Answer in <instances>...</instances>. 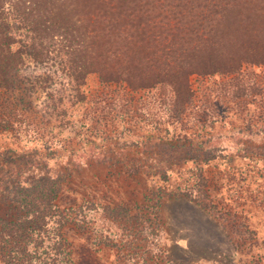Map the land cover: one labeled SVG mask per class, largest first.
<instances>
[{
	"label": "rangeland",
	"instance_id": "rangeland-1",
	"mask_svg": "<svg viewBox=\"0 0 264 264\" xmlns=\"http://www.w3.org/2000/svg\"><path fill=\"white\" fill-rule=\"evenodd\" d=\"M204 1L113 0L114 9L103 0L41 5L56 15L57 27L65 25L91 47L69 54L83 65L70 76L56 31L54 39L30 40L24 30L15 35L26 46H13L23 62L0 89V117L7 105L39 113L57 108L71 117L0 126L1 215L16 211L11 187L58 176L62 207L115 201L138 217L115 224L87 208L92 233L74 226L66 232L78 264H264V58H258L264 56V0ZM200 14L218 19L222 46L206 59L227 72L191 74L193 105L181 119L170 118L165 86L129 93L125 83L112 90L100 83L97 71L118 58L165 63L176 26H194ZM184 31L180 37L192 44L195 30ZM32 43L36 59L28 54ZM96 117L105 130L92 134ZM192 187L211 201V211L181 195Z\"/></svg>",
	"mask_w": 264,
	"mask_h": 264
},
{
	"label": "trees",
	"instance_id": "trees-1",
	"mask_svg": "<svg viewBox=\"0 0 264 264\" xmlns=\"http://www.w3.org/2000/svg\"><path fill=\"white\" fill-rule=\"evenodd\" d=\"M55 1L0 0V89L10 86L18 70V65L23 62L22 56L15 54L18 53L19 49L15 50L13 47L17 43L21 47L26 46L25 38L19 39L15 36L16 34L19 36L20 30L26 31L27 38L30 40H34L37 37L40 40L44 38L54 39L56 31L62 36L64 44L60 43L57 45L58 47H55H57L56 50L62 56V60L65 59L66 55L68 56L70 65L65 64L68 74L71 76L72 70L79 72L77 70L83 67L79 60L75 59V56L72 57L69 54L77 50L85 53L91 47V44L87 46L83 39L72 35L73 31L66 32L64 29L65 25L56 26L58 20L56 15L49 10V7H47L48 9L41 7V5L44 7L54 4ZM103 1L107 2V6L111 5L112 9L115 8V6L114 8L112 7V5H115V3H112L113 0ZM207 1L205 0L204 2ZM218 14H215V16H218ZM114 15L119 16L120 14ZM100 16L103 17L102 14ZM113 18L111 16L110 20L108 19L109 22L107 21V28L111 26L109 29L112 28ZM130 18L126 19L129 20ZM92 20L95 19H92L91 16L90 21ZM217 21L218 19L211 14H200V16H197L194 26L185 25L182 26V29L179 25L176 26L180 32L177 31L178 33L175 32L177 34H174L173 31L171 33L173 40L165 63H158L155 59L142 56L141 60L133 61L132 59L128 63L122 64L123 60L120 62V58H118L113 64L107 63L102 70L97 71L100 83L111 90L114 84L122 85L125 83L124 89H128L129 93L142 89H158L159 86H165L168 94L172 96L171 100L168 101L170 118L172 120L181 119L193 105L190 85L191 74L195 72L202 74H212L216 71L227 72L223 67L218 66L217 63L211 64L212 62H207L208 60L206 59L208 54L211 56L212 52L218 51L219 47L221 48L222 46L221 41L217 39V33H215ZM186 28L191 30L190 32L192 33L195 30V38H193L195 40H193L192 44L188 43L185 45L187 40L185 38L182 39L183 36L181 35L180 37L179 35L185 32ZM142 29L145 30L144 28ZM50 31L54 33H49ZM177 36L180 39L176 40L175 37ZM33 47V43L29 45L30 52L28 51V54H34L36 59L37 55ZM43 51L46 50L43 49ZM258 58L262 60L264 56ZM86 63V67L89 69L91 67L90 60ZM121 65L123 66L121 67ZM92 68L90 73H95ZM120 68H123L125 76L120 75ZM75 85L78 87L82 86L78 81H75ZM236 96L238 95H234V97ZM1 110L3 117H0V126L8 127L13 124V121L18 122L21 128L22 126L43 124L50 119L63 122L64 119L71 117L66 111L57 108H53L52 111L39 113L34 108L17 107L16 109H9L7 105ZM102 119L105 120L104 125L113 124V119L105 117H102ZM100 120V117H96L94 127L88 128L92 134L96 130L101 132L105 130L98 127L97 124ZM85 122V124L88 123L87 121ZM4 129L7 130L5 127ZM200 190L201 194L202 192L206 193V190H203V185H201ZM200 190L198 189L197 191L200 192ZM62 191L63 179L58 176L34 179L30 183L15 185L9 189V199L16 204L17 208L10 217L0 214V264H78L72 253L71 242L68 240L66 232L70 226L79 227L84 232L93 231L94 224L88 219L87 215L89 209L95 212L101 210L103 213L102 217L115 224L123 221L130 222L138 218L136 214L131 212V208L128 205L115 201L102 205L97 201L86 199L78 205L62 207L59 201ZM195 191L196 187H192L188 191L182 192L181 195L189 197L194 204L211 211V201L207 200L205 196H199L198 193L194 194ZM153 206L157 207L156 204ZM101 235L103 234L101 233Z\"/></svg>",
	"mask_w": 264,
	"mask_h": 264
}]
</instances>
